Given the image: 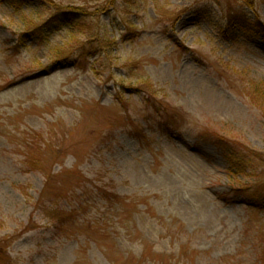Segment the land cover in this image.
I'll use <instances>...</instances> for the list:
<instances>
[{
    "label": "rangeland",
    "instance_id": "obj_1",
    "mask_svg": "<svg viewBox=\"0 0 264 264\" xmlns=\"http://www.w3.org/2000/svg\"><path fill=\"white\" fill-rule=\"evenodd\" d=\"M256 86L264 0H0V264H261L264 206L227 193L252 180L206 140L264 152ZM49 178L100 213L95 188L125 198L126 236L42 222L10 242Z\"/></svg>",
    "mask_w": 264,
    "mask_h": 264
},
{
    "label": "trees",
    "instance_id": "obj_2",
    "mask_svg": "<svg viewBox=\"0 0 264 264\" xmlns=\"http://www.w3.org/2000/svg\"><path fill=\"white\" fill-rule=\"evenodd\" d=\"M226 7L230 8V3L226 2ZM246 8V7H245ZM228 15H231V10L228 9ZM245 19V17L243 18ZM260 26L251 27L249 21L238 20L236 22L232 21L231 18L228 19V24H226V33L233 32L234 28L246 31V33H251L253 30L257 29L258 33H263L259 29ZM252 93V94H251ZM250 97L253 101L249 103L260 113L261 118L264 121V88L262 86H256L251 88ZM40 137L35 135V138ZM206 140L217 147L233 164V168L240 175L250 178L252 184L248 186H233L228 190V194L235 192L238 196H241L246 200L247 204L252 208H260L264 206V152L257 151L247 144L242 143L236 139H231L219 134L214 130L207 132ZM24 165H26L24 163ZM29 170L37 171L38 162H34L28 165ZM51 178L47 179L43 190L41 191L37 200L32 203V214L27 224L21 229V231L14 236L10 237L8 240L10 242L17 240L22 235L30 232L36 231L38 228L44 226L51 228L58 238H70L73 233V229L76 227H88L93 228L98 223L102 225V230L106 232L112 239L124 238V234L127 231H122L120 224L122 219H120V204L125 201V198H120L118 201V196L115 194L107 195L102 188H95V193L100 197L104 203H108L111 210H114L113 214L100 213L99 210H93V197L91 196L92 190H88L83 182L76 184L71 189L65 192H59L58 194L51 195L48 194V190L51 188ZM85 193V194H84ZM74 200L71 201L70 208L66 210L65 207L60 205L63 200ZM116 203V204H115ZM100 215H105L107 217H100ZM115 219V220H114ZM105 222L111 224V229H107ZM263 247L262 254L260 255V263L264 264V234H263Z\"/></svg>",
    "mask_w": 264,
    "mask_h": 264
}]
</instances>
